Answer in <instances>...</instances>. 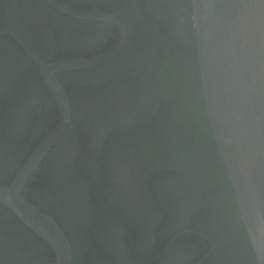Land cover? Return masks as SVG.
I'll list each match as a JSON object with an SVG mask.
<instances>
[{"label":"flooded vegetation","instance_id":"af4514ba","mask_svg":"<svg viewBox=\"0 0 264 264\" xmlns=\"http://www.w3.org/2000/svg\"><path fill=\"white\" fill-rule=\"evenodd\" d=\"M61 1L98 7L126 26L123 44L107 59L58 73L69 89L71 123L24 192L65 226L73 264H256L207 130H191L202 155L181 152L156 164L147 159H162L153 152L169 146L167 136L159 135L175 136L178 128L200 119L193 118L198 79L186 77L180 67L176 80L177 65L169 63L174 51L183 61L194 46L190 0ZM117 37L112 23L68 16L45 0H0L1 185L10 183L58 117L55 99L25 48L50 61L96 54ZM150 58L159 64L156 69L150 70ZM158 89L167 92L155 98ZM150 125L159 128L148 131ZM113 129L122 137L112 145ZM119 167L128 173L127 182L117 179ZM142 208L148 215L138 212ZM53 256L50 246L0 203V264H51Z\"/></svg>","mask_w":264,"mask_h":264},{"label":"water","instance_id":"95a60500","mask_svg":"<svg viewBox=\"0 0 264 264\" xmlns=\"http://www.w3.org/2000/svg\"><path fill=\"white\" fill-rule=\"evenodd\" d=\"M45 1L68 16L108 21L118 28L112 45L89 56L43 61L25 48L55 99L58 117L10 183L0 184V203L50 246L54 255L51 264H72L73 249L65 228L29 201L24 192L60 133L71 123V99L58 73L107 59L123 44L126 26L117 15L98 7ZM190 2L199 91L211 147L215 146L229 179L256 264H264V0Z\"/></svg>","mask_w":264,"mask_h":264},{"label":"trees","instance_id":"16d2710c","mask_svg":"<svg viewBox=\"0 0 264 264\" xmlns=\"http://www.w3.org/2000/svg\"><path fill=\"white\" fill-rule=\"evenodd\" d=\"M194 50L196 52L195 46H193V44H191L190 48H189V53H185L183 61L179 58L177 51H174L175 57H174L173 61L172 62L168 61V62L172 65L173 68H175L173 66V63L175 64V66L177 65L175 68V72L173 74V75H175L176 80L182 77L181 71L179 69L180 67L184 70L183 73L186 75V77H190V79H192V80L198 79V77H197V75H198V63H197V59L195 56L196 53L194 54ZM55 52H58V50ZM148 54L154 55L155 57L159 58L158 54H156L155 52H149ZM160 57H162V59H163L164 53H161ZM195 59H196V61H195ZM150 61L152 62V64L150 65V70L156 69L159 64L157 62H155L152 58H150ZM62 73H63V75L65 74L64 72H62ZM61 74L59 75V78L63 80V77H61ZM67 74H70V73H67ZM67 89H68V87H67ZM163 92H167V91L164 89H161V90L158 89L156 92H154V97L155 98L158 97ZM193 99L195 101V105L193 107H194V109L198 110V111L194 112L195 116L193 118L195 119V118L199 117L200 118L199 121H195L193 123L190 122L187 126L178 128L177 129V135L174 132L175 136H172L171 134H169L168 131L164 132L162 135H159V136H167L166 139H163V140L166 141L169 144V146L168 147L161 146L157 149L160 151H154L153 152L154 155L162 156V159L157 160L153 157H149V158L147 157L148 160L149 159L152 160L153 164H156L158 162H162L163 160L170 161L176 157V154L181 153V152H182V154H187V155L190 153L192 154V152H194L198 155L203 154L202 151L198 150L194 146L193 141L195 140V136H194L193 131L191 133V130L197 131L200 128L202 130L209 131V127H208V124L206 122V118L204 117L205 113L203 111V101H202L200 91H196V93L193 95ZM72 103H73V100H72ZM161 111H163V110H161ZM154 121H159V115L155 118ZM131 124H132V121L129 125H131ZM129 125H126V126H129ZM112 127H114V126H112ZM119 127H121V126H119ZM123 127L125 128V126H123ZM114 128H118V126H115ZM129 128H131V127H129ZM157 128H159V127L150 125L147 127V130L152 131V130H155ZM112 132H114L113 137L115 138V139L111 140L112 145H113L115 143L116 139H119L122 136L115 129H113ZM137 140L139 142L143 143V139L137 138ZM175 140H179V141H182V143H185L186 145H190L189 150L188 151H183V150L181 151V148H178V146H180V143H178V142L174 143ZM171 145H173V146H171ZM106 152H108V150ZM217 161H219L221 163L220 159H218ZM72 236H74V235H72ZM70 240L72 243V239H70ZM73 262H74V259H73Z\"/></svg>","mask_w":264,"mask_h":264},{"label":"bare ground","instance_id":"6f19581e","mask_svg":"<svg viewBox=\"0 0 264 264\" xmlns=\"http://www.w3.org/2000/svg\"><path fill=\"white\" fill-rule=\"evenodd\" d=\"M116 174H117V179L120 181V182H127V180H128V173L123 169V168H121V167H119L118 169H117V172H116ZM131 187V186H130ZM134 197H136V193L134 192ZM138 212L139 213H142V214H144V216H145V214H147L148 215V213L145 211V209L144 208H142V210H139L138 209ZM59 222V221H58ZM65 227V226H64ZM66 233V232H65ZM67 234V233H66ZM67 236H69L68 234H67ZM71 241V240H70ZM72 244V243H71ZM72 247H73V245H72ZM73 249V248H72ZM73 259H74V252H73ZM72 264H73V262H72Z\"/></svg>","mask_w":264,"mask_h":264},{"label":"rangeland","instance_id":"374dc122","mask_svg":"<svg viewBox=\"0 0 264 264\" xmlns=\"http://www.w3.org/2000/svg\"><path fill=\"white\" fill-rule=\"evenodd\" d=\"M142 214V213H141ZM138 216H139V219H140V221H141V223H142V218H141V216L139 215V213H138Z\"/></svg>","mask_w":264,"mask_h":264}]
</instances>
